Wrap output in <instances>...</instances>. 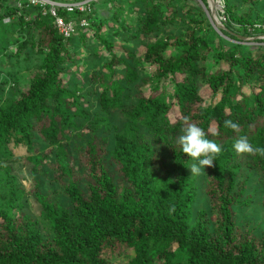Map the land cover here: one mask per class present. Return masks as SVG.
<instances>
[{
	"label": "trees",
	"instance_id": "trees-1",
	"mask_svg": "<svg viewBox=\"0 0 264 264\" xmlns=\"http://www.w3.org/2000/svg\"><path fill=\"white\" fill-rule=\"evenodd\" d=\"M21 1L0 0V63L39 64L23 79L0 76V264H264V236L236 219L252 202L250 178L264 183V157L232 147L245 136L264 148V46L243 44L264 37V0H222L220 32L194 0H108L107 19L94 4L59 11L90 22L68 39ZM191 124L222 148L205 167L212 210L196 217L199 187L179 143ZM17 155L32 165L42 221L24 212L6 161Z\"/></svg>",
	"mask_w": 264,
	"mask_h": 264
},
{
	"label": "rangeland",
	"instance_id": "rangeland-1",
	"mask_svg": "<svg viewBox=\"0 0 264 264\" xmlns=\"http://www.w3.org/2000/svg\"><path fill=\"white\" fill-rule=\"evenodd\" d=\"M106 1L108 0H98L97 3H93L94 10L99 9V7L102 8V6L105 5ZM217 1L218 2L221 1V3L219 2L221 7L218 4H213L212 8H214L216 18L219 20V23L222 26L221 23L225 20L223 16L225 6L222 0H213V3L214 2L216 3ZM20 2L22 1L21 0H10L9 3L12 7H15V6H18ZM189 4L192 6L193 5L199 6L200 4L203 7L202 2H200L199 0H194V2L189 1ZM257 9L259 10L261 9V7L258 6ZM203 10H204V7H203ZM242 12L244 11L242 10L241 13ZM93 14H94V11L91 14L94 17L93 20L95 22H99L97 15L96 14L93 15ZM99 15L103 17L104 19H107L110 17L111 13H109L108 8H105V9L102 8V9H99ZM131 16H134V14ZM214 28L217 30L216 27ZM258 40H264V37L248 38L247 40H244L245 42L243 41V44L246 46H251L252 48H254L253 50L256 51L258 47L264 46V42L258 41ZM2 46L3 44H1V47ZM9 46L11 47L13 46V44L11 45V43H9ZM99 53H100L99 55L101 56V54H105V51L101 49V51L99 50ZM89 54L90 52H86L84 49H81L80 56H77V59L81 60V73H86L88 71H90L91 73L93 70L92 65H90V63L85 64L86 60L90 61ZM1 60L2 62L5 63L4 57ZM9 61L12 65L11 67L4 66V64L2 65L0 63V74H1L0 76L5 77L7 75L9 76L10 74V75H15L16 78L19 77L23 79L24 76H26L27 69H33L39 64V62L35 61L34 59H32L31 61H26V55H23L19 60H17V58L12 57V59H10ZM22 82H21L20 87L23 85ZM7 92H9V88L7 89L5 93L6 95H7ZM205 95L207 96L208 93H206ZM35 146H36V149L39 147L42 150L47 149V145L42 141H38V143ZM6 161L13 167V173L18 179L19 186L23 187L27 193L26 197L24 198L25 207L27 205V207L24 209V212L34 216L37 221L39 220L42 221L40 217V207L37 201L35 200L34 195L32 194V192L34 191V187L36 186V182L31 174L32 165L27 161L25 156L23 157L19 156L15 158L6 159ZM249 172L250 170L245 168L243 169L242 174L248 175ZM190 174H191V171H190ZM191 176L195 178L197 186L199 187V194L197 197V201L193 206L194 207L193 208L194 217H196L197 213L201 210L211 211L212 205L206 193L205 172L202 170L200 174H191ZM35 177L36 179H39L41 181L40 191L42 192V194L49 195L50 190H55V187L50 183V181H48V178L46 179V177H43L39 174H37ZM247 196H253L251 204L247 206L239 207L236 210L237 211L236 219H237L238 229H241L242 231H244L246 227L249 226V228H253L254 234L257 237H263L264 236V183L259 175L256 174L254 177L250 178L249 190H248ZM44 234L47 235V232H44Z\"/></svg>",
	"mask_w": 264,
	"mask_h": 264
},
{
	"label": "clouds",
	"instance_id": "clouds-1",
	"mask_svg": "<svg viewBox=\"0 0 264 264\" xmlns=\"http://www.w3.org/2000/svg\"><path fill=\"white\" fill-rule=\"evenodd\" d=\"M224 124L225 127L232 130L239 128V125L231 120H226ZM182 131L179 143L181 152L187 154L193 161L189 166L191 174H200L202 170L205 172L206 166L211 167L213 161H217V157L222 151L221 146L206 138L204 130L195 124L189 125ZM232 147L237 154H257L264 157V148H254L245 136L237 139Z\"/></svg>",
	"mask_w": 264,
	"mask_h": 264
},
{
	"label": "built area",
	"instance_id": "built-area-1",
	"mask_svg": "<svg viewBox=\"0 0 264 264\" xmlns=\"http://www.w3.org/2000/svg\"><path fill=\"white\" fill-rule=\"evenodd\" d=\"M32 6L40 7L45 10V15L49 14L55 20V26L61 36L68 39L78 29H87L90 27L88 19H82L79 23L76 21H66L59 11L68 14L82 13L87 14L92 10L93 3L98 0H28ZM221 2V1H220ZM23 3L20 2L18 7L22 8Z\"/></svg>",
	"mask_w": 264,
	"mask_h": 264
},
{
	"label": "water",
	"instance_id": "water-1",
	"mask_svg": "<svg viewBox=\"0 0 264 264\" xmlns=\"http://www.w3.org/2000/svg\"><path fill=\"white\" fill-rule=\"evenodd\" d=\"M208 4H209V8L207 9L206 6L202 3V5H203L204 9L206 10L208 16L210 17L211 22H213L212 23L213 26L217 28L218 32H220V29H222L223 26L220 25L219 20L216 18L214 8H212L213 4H218L219 6H220V4L218 1L216 3L215 2L213 3V0H211V2H210V0H208Z\"/></svg>",
	"mask_w": 264,
	"mask_h": 264
}]
</instances>
